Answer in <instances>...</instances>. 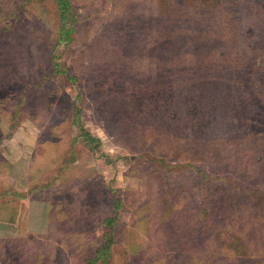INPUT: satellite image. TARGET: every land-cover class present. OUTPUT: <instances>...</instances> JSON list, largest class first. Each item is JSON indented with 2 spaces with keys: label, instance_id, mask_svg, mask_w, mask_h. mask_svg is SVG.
Listing matches in <instances>:
<instances>
[{
  "label": "rangeland",
  "instance_id": "obj_1",
  "mask_svg": "<svg viewBox=\"0 0 264 264\" xmlns=\"http://www.w3.org/2000/svg\"><path fill=\"white\" fill-rule=\"evenodd\" d=\"M0 264H264V0H0Z\"/></svg>",
  "mask_w": 264,
  "mask_h": 264
},
{
  "label": "crops",
  "instance_id": "obj_2",
  "mask_svg": "<svg viewBox=\"0 0 264 264\" xmlns=\"http://www.w3.org/2000/svg\"><path fill=\"white\" fill-rule=\"evenodd\" d=\"M1 217V216H0ZM2 218V217H1ZM3 226H8V222H4L0 219V229L3 227Z\"/></svg>",
  "mask_w": 264,
  "mask_h": 264
}]
</instances>
